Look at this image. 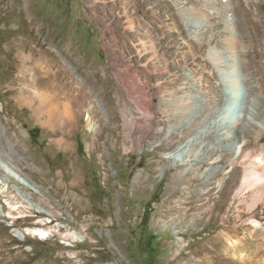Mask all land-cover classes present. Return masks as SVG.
Listing matches in <instances>:
<instances>
[{
	"label": "rangeland",
	"instance_id": "1",
	"mask_svg": "<svg viewBox=\"0 0 264 264\" xmlns=\"http://www.w3.org/2000/svg\"><path fill=\"white\" fill-rule=\"evenodd\" d=\"M248 2L240 0L248 20L239 11L238 26L248 32L247 49L264 77V0ZM177 10L172 0H0V264H215L217 235L228 248L227 264L264 263V201L254 197L264 191V133L253 132L248 148L249 170L259 167L261 177L255 191L239 192L237 173L222 161L204 188L192 157L181 151L187 141L162 149L167 127L157 123L156 108L139 110L140 98L118 79L120 66L144 71L147 56L134 52L140 44L172 50L181 40L176 31H202L196 15L180 24ZM49 46L61 69L39 77L52 79L62 100H83L76 122L45 125L14 93L31 94L18 51ZM79 56L94 63L98 78L107 74L108 83H88L75 64ZM159 75L177 76L173 69ZM230 96L225 88L224 98ZM247 96L242 83L231 100L234 118ZM207 167L201 164L200 172Z\"/></svg>",
	"mask_w": 264,
	"mask_h": 264
},
{
	"label": "bare ground",
	"instance_id": "2",
	"mask_svg": "<svg viewBox=\"0 0 264 264\" xmlns=\"http://www.w3.org/2000/svg\"><path fill=\"white\" fill-rule=\"evenodd\" d=\"M244 1L249 5L248 0ZM172 2L178 4L180 24H184V20L190 15H196L202 21V31L193 35L187 33L183 35L176 31V35L181 36V40L178 41V47L172 50L152 47L154 46L152 43L151 48L140 44L134 48V52L139 56H147L143 64L144 71H140V74L135 70V73L120 66L117 72L118 79L125 83L126 89L136 98L148 102L143 104L139 99L137 103L139 110L149 111L152 106L156 108L157 123L167 127L166 133L159 142L162 149L171 151L178 143L187 141L181 151L192 157L190 160L194 161V166L190 168L192 172L201 173L200 184L204 188L212 183L209 182L210 177L217 171L214 164L222 161L232 165L237 173L234 184H238L239 192H246L249 189L255 191L254 186L261 184V177L259 167L251 166L252 170H249L248 148L253 132L264 133V77L259 76L260 68L254 64L247 49L248 32H242L238 26L236 15L239 11L247 24L245 9L240 0H172ZM18 6L16 2L13 7L18 8ZM18 9L21 11L20 8ZM123 15L126 28L132 31L133 19L128 16L125 9ZM167 26L168 16H165L161 28L162 35L169 28ZM73 47L70 45V48ZM53 52L51 46L38 50L33 47L26 52L27 54L18 51L21 59L20 72L31 94L14 91L17 99L25 100L33 108L32 110L38 111L39 115L36 117L41 123L50 126L76 122L75 119L84 107V102L79 96L76 97L75 102L72 98L62 100L57 85H53V80L39 77L44 74H50L52 77L55 67L61 69V64H58ZM168 55L171 61L168 60ZM38 58L42 61H38ZM75 64L81 74L86 75L87 82L93 83V86L99 81L100 87L102 83H108V75L105 74L99 79L94 63L86 64L83 56H79ZM167 69L170 73L173 69V73L177 76L173 79H163L159 73ZM29 70L34 71L35 76H38L37 80L34 76L27 77ZM242 83H246L248 87V96L245 106L234 118L231 100L238 96V88ZM76 84L83 91L82 82L76 81ZM225 88H228L232 95L227 100L224 98ZM102 92L103 90L100 91ZM114 92L120 100L122 97L120 91L114 89ZM39 105L43 106L38 108ZM236 128L239 131L238 136L234 135ZM189 141L192 142L191 148L187 147ZM203 142L205 143L202 145ZM204 162H207L208 167L200 172L202 168L200 165ZM259 163L261 164V161ZM259 163L257 162V166L260 165ZM189 180L190 177L183 178L184 183H189ZM63 191L68 192L73 198L68 187L65 186ZM254 194L256 200L264 201V191L259 194L255 191ZM74 199L81 200V196L78 194ZM49 212L55 215L54 212ZM252 222L262 223L260 220ZM223 242L222 237L214 236L215 264H227L229 252ZM237 262L257 264V260L249 258H241Z\"/></svg>",
	"mask_w": 264,
	"mask_h": 264
}]
</instances>
